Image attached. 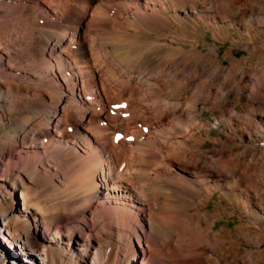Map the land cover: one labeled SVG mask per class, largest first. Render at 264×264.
I'll return each instance as SVG.
<instances>
[{
	"label": "bare ground",
	"instance_id": "1",
	"mask_svg": "<svg viewBox=\"0 0 264 264\" xmlns=\"http://www.w3.org/2000/svg\"><path fill=\"white\" fill-rule=\"evenodd\" d=\"M263 33L264 0H0V259L264 264Z\"/></svg>",
	"mask_w": 264,
	"mask_h": 264
},
{
	"label": "rangeland",
	"instance_id": "2",
	"mask_svg": "<svg viewBox=\"0 0 264 264\" xmlns=\"http://www.w3.org/2000/svg\"><path fill=\"white\" fill-rule=\"evenodd\" d=\"M189 9H187V11H188ZM261 37L262 38H264V33L263 34H261ZM208 41L209 42H212V40L211 39H208ZM229 45H230V43L229 42H227V43H224V44H222L221 46H220V56H222L224 53H225V50H227L228 48H229ZM204 49H206V48H204ZM235 54H236V56L238 57V58H240V57H244V56H246V55H248V51H246L245 49H243L242 48V46H239V47H236L235 48V52H234ZM235 98V94L233 95V96H231L230 97V99H234ZM4 103V101L3 100H1V96H0V106L2 105ZM206 117L209 119V121L211 122H213L214 121V119H213V116H212V114H210V113H206ZM15 118V115H10V119L11 120H13ZM8 128H5V127H2V130L0 131V136H3V137H8ZM217 134V131L214 129V128H212V137L214 138L215 137V135ZM207 146L208 147H210L211 146V143L210 142H208V144H207ZM0 149H1V151H3V152H5L6 151V147H0ZM19 177H17V182L15 183V186H16V194H12V196H10L6 201H5V203L6 204H13L15 207H18L19 206V202H21L20 201V199H19V197H20V191H24L25 189H26V187H28L27 185L28 184H30L31 183V180H30V178L28 177V175H26V174H23V173H21V172H19ZM11 176H15V173H13ZM11 178V177H10ZM23 186V187H22ZM25 186V187H24ZM23 189V190H22ZM15 196V197H14ZM17 196V197H16ZM213 206H214V202H212V204H211V209H213ZM0 210H2V208H0ZM228 219V217L227 216H225V218L221 221V222H218L217 224H216V228H218V229H221L223 226H225V225H227L228 226V228H234V227H236V226H238L239 225V223H240V220H241V218H240V216L239 215H236V216H234V221H232V222H230L229 224H227L226 223V220ZM50 222V223H49ZM260 222L262 223V225L264 224V217L260 220ZM33 223V222H32ZM47 223L49 224V226H51V227H56V226H58V224L56 223V221L55 220H49V221H47ZM264 226V225H263ZM19 229V228H18ZM23 229V228H22ZM22 229H19V231L20 230H22ZM140 241H141V243H143L144 244V236L143 235H141L140 236V239H139ZM150 242H153V240H150ZM135 245H138L137 243H136V241H135ZM243 249H242V252L243 251H245V246H243L242 247ZM137 251V250H136ZM139 251H141V249L139 250ZM135 259V253H131V256H130V258H129V260L127 261V262H125L124 263V259H122V262H121V264H134V260ZM148 262H150V261H148ZM148 262H145L144 261V263H148ZM112 263V262H111ZM0 264H6L5 263V261H3L2 259H0ZM112 264H114V263H112Z\"/></svg>",
	"mask_w": 264,
	"mask_h": 264
}]
</instances>
